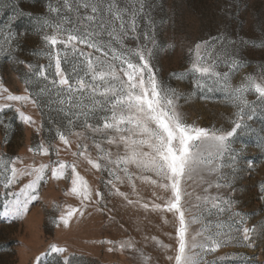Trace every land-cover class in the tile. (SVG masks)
Returning <instances> with one entry per match:
<instances>
[{"label":"rangeland","instance_id":"obj_1","mask_svg":"<svg viewBox=\"0 0 264 264\" xmlns=\"http://www.w3.org/2000/svg\"><path fill=\"white\" fill-rule=\"evenodd\" d=\"M79 3L80 0H67V5L65 0H0V45L7 48L5 40L12 41L8 54L0 52V84L13 95H31L38 101V105H33L31 101L0 98V105H10L0 108V264H175L177 216L151 207L153 203H164L171 196L170 191L152 184L151 180L158 178L150 172L141 173L134 165L122 164L117 168L106 159L100 160L105 153H111L113 161L117 155H125L122 144L108 143L110 136L118 139L119 134L102 129L110 111L107 107L93 106L90 89L83 95L71 93L74 100L70 105L67 86L58 83L57 50L61 72L70 78L73 89L78 88L79 79L92 83L87 66L89 54L93 61L97 57L111 61V55L105 57L84 45H78L74 53L70 46L65 49L58 44L52 48L44 40L57 24L67 31L82 27L80 17L84 9L77 11ZM118 3L128 9V27L123 30L126 34L116 40L109 35V29L98 37L100 43L118 55L143 51L148 58L151 51L157 79L175 90L176 106L186 123L210 131H227L233 121L244 117L248 128L234 137V147L243 149L239 158L233 163L225 154L216 171H205L186 181L183 187L188 195L182 203L190 233L207 225L209 232L205 235L220 232L219 238L226 239L228 235H236L238 226H256L252 247H247L239 235L215 252L202 253L209 264L213 261L264 264V148L256 146L264 135V100L249 91L244 93L248 103L240 104L226 87V83L238 87L247 76L259 77L264 72V0H118ZM53 8L57 11H52ZM132 12L136 13L135 31L131 30ZM115 27L119 35V24ZM197 44H201L204 63L212 64L218 76L192 70ZM79 49L84 55L79 54ZM234 61L239 67H232ZM114 63L119 65V61ZM53 80L57 82L55 85ZM20 112L31 116L35 123L25 124ZM85 112L90 114L86 116ZM96 127L101 131H93ZM60 133L68 138L70 146L59 140ZM41 143L50 148L48 155L35 151ZM77 144L81 146L79 149ZM96 144L103 151L97 150ZM85 146L86 154L98 160L103 170L98 171L86 159L73 155L84 151ZM13 159L18 169L50 165L37 189L29 190L36 199H28L27 210L18 214L12 212L11 203L17 197L8 193L18 192L34 177L21 176L5 189L2 165ZM57 161L75 163L93 190V202L83 208V215L77 213L67 227L59 221L61 212L68 205L79 208L81 203L66 194L71 186L70 168L66 170L67 179L52 178L51 166H56ZM124 167H128L131 180L122 171ZM117 189L133 203L118 195ZM96 190L102 193L101 197L94 195ZM205 197L209 198L207 204ZM212 197L231 203L221 205L224 211L211 209L209 214L206 208H211ZM19 198L26 199L23 195ZM144 204L149 207L144 208ZM237 212L242 217L236 216ZM193 216L200 222L191 223ZM241 218L244 224L238 225ZM121 242H130L134 248L121 249ZM52 244L65 248L66 252L52 253Z\"/></svg>","mask_w":264,"mask_h":264},{"label":"snow or ice","instance_id":"obj_2","mask_svg":"<svg viewBox=\"0 0 264 264\" xmlns=\"http://www.w3.org/2000/svg\"><path fill=\"white\" fill-rule=\"evenodd\" d=\"M65 4L67 5V0H65ZM143 7L144 5L141 3V10ZM80 8L84 9V14L80 17L82 27L67 31L57 24L53 29V33L45 35L44 40L52 48H55L58 44H63L65 49L70 46L74 53L78 51V45H84L95 52H102L105 57L111 55V61L101 60L99 57L96 58V61H93L91 54H89L87 66L91 72L92 83L86 84L84 79H79L77 81L78 88L76 89H73L70 78L61 72L60 52L58 50L55 55L56 74L59 77L58 83L67 86L69 104L72 105L74 100L71 93L77 91L83 95L85 91L90 89L93 106L107 107L111 113L110 117H105L102 129L119 134L118 139L110 136L108 143L122 144L125 155H117L113 161L111 153H105L104 156L100 157V160L106 159L108 163L115 164L117 168H120L122 164L125 166L134 165L141 173L150 172L158 178L152 179V184L157 185L165 192L170 191L171 196L167 199L157 197V199H164V203H153L151 207L153 210L164 209L173 212L177 216L179 226L176 228L175 264H209L202 253L215 252L224 244L235 240L239 235H242L243 242L247 247H252V235L256 232L255 225L252 228L238 226L236 235H228L226 239L219 238L221 236L220 232L215 233V235L211 233L205 235L206 232H209L207 225L195 233H190L185 205L182 203L183 197L188 195L183 187L186 181L192 180L194 176L205 171H216L218 167L222 166L218 161H223L225 154L231 157L233 163L239 158L243 149L237 150L234 147V137L247 130L248 125L245 123L244 117L240 116L239 119L233 121V126L227 131H210L186 123L177 109L176 99L178 97L175 90L165 87L157 79L150 60L151 51H149L148 58L145 57L143 51L118 55L115 51H107L106 46L100 43L98 37L102 32L109 31V29H111L109 35L116 40L120 39V35L126 34L123 30L128 27L126 18L128 9L121 8L118 0H80L77 11ZM51 10L57 11L55 8ZM135 16L136 13L132 12V31H135ZM117 23L121 30L119 35H117V28L115 27ZM45 25L51 27L47 24V21H45ZM5 44L8 47L5 48L0 45V52L8 54L11 51L12 41L6 39ZM200 50L201 44H197V58L192 64V70L202 75L218 76L219 74L214 72L212 64L204 63ZM79 54L84 55L82 49H79ZM135 57H138V60ZM115 61H119L118 66L114 63ZM19 63H25V61H19ZM232 67H239V64L234 61ZM40 75H43V71L40 72ZM226 76L227 74H225ZM52 83L55 85L57 82L53 80ZM226 87L229 89L231 97L239 101L240 104L246 105L248 103L244 98V93L249 91L256 93L261 100H264V72L259 77L247 76L238 87H232L227 83ZM28 91L26 87L25 92ZM2 93H8L6 96L0 97L4 100L31 101L33 105H38V101L33 99L31 95H13L0 84V94ZM97 96L102 97V99H98ZM60 103L63 104L64 100L61 99ZM4 107H10V105H0V108ZM17 111L19 112V109ZM83 114L87 116L90 113L85 112ZM237 115L239 116V113ZM20 116L25 124L35 123L31 116L24 115L22 112H20ZM247 119L250 120L251 116H248ZM87 126L92 127L90 124ZM93 131H101V128H93ZM59 140L65 146H70L68 138L63 133L59 134ZM256 146L264 148V135H262ZM80 147V144H77V148ZM95 147L97 150L103 151L99 144H96ZM29 151H34V149L29 148ZM35 151L48 155L50 148L41 143ZM86 152L87 147L85 146L84 151L73 152V155L86 159L92 168L98 171L103 170L102 164L98 160H93ZM15 164L16 160L13 159L10 163H3L2 165L4 171L3 187L5 189L18 182L21 176L34 177L24 184L18 192L8 193L17 197L11 203L14 205L12 212L18 214L27 210L28 199H36L29 190L34 192L37 189L38 183L44 178L45 169L49 168L50 165L40 164L38 167L27 165L24 169H18ZM55 164L56 166H51V176L54 179H67L66 170L71 169V186L66 194L76 197L81 203L79 208L68 205L66 211L61 212L59 221L67 227L70 220L77 213L83 215V208L93 202V190L77 171L75 163L69 165L57 161ZM122 171L128 176L129 180L132 179L128 167H124ZM110 174L114 175V173ZM141 178L149 179L147 176H141ZM116 179H120V177L117 176ZM109 183L112 184L113 182L109 180ZM113 186L115 187V185ZM116 191L118 195L128 200L129 204L133 203L125 193L120 192L119 189ZM133 191H135L134 185ZM21 195L25 196L26 199L22 201L19 198ZM94 195L101 197L102 193L96 190ZM200 199L201 197L198 196L197 200ZM204 200L207 204L209 198L205 197ZM211 200L214 201L211 203V208H206L209 214H211V209L224 211L221 205L231 203L229 200H221L219 197H212ZM143 207L147 209L149 205L144 204ZM5 214L7 215L8 212L6 211ZM235 215L242 217L239 212ZM199 222L195 216L191 218V223ZM237 224L243 225L244 219L241 218ZM108 243L112 242L108 241ZM119 247L121 249L126 247L131 249L134 248V245L130 242H121ZM50 249L52 253L66 252L65 248L55 244L50 245ZM197 249L199 251H196ZM108 250L113 251L114 249L109 248ZM141 256H143V253H141ZM169 259H172V257H169ZM37 260H39V257H37ZM211 264H215V262L213 261Z\"/></svg>","mask_w":264,"mask_h":264}]
</instances>
